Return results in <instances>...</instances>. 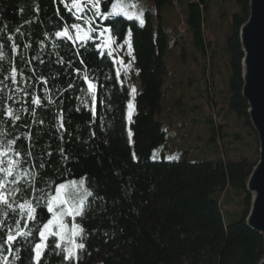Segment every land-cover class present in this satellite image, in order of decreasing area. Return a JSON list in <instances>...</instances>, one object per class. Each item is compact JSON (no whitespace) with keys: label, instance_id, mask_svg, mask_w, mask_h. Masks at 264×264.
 <instances>
[{"label":"trees","instance_id":"obj_1","mask_svg":"<svg viewBox=\"0 0 264 264\" xmlns=\"http://www.w3.org/2000/svg\"><path fill=\"white\" fill-rule=\"evenodd\" d=\"M146 1L158 9L178 5L195 49L206 54L203 28L211 0ZM221 1L222 7L231 11L227 13L223 47L229 95L224 109L240 120L243 129L250 130L248 106L241 96L243 53L239 39V30L249 17V0ZM145 19L143 27L123 16L96 20L97 25L117 31L118 44L123 43L128 29L134 33L131 57L141 90L130 123L131 147L126 137L128 89L121 68L117 78V66L107 56L101 58L94 44L85 51L54 37L63 23L76 22L59 0H0V44L5 53L0 60V107L27 109L20 112L15 127L8 120L9 138L22 137L17 146L32 152L29 164L39 172L40 187L83 177L94 191L82 221L87 238L79 264H258L264 258V239L245 224L251 204L246 183L255 163L247 159H151L152 152L166 140L157 115L168 75V36L160 25L152 24L148 14ZM116 48L122 52L126 49ZM10 62L23 69L24 79L18 72L17 84L11 83ZM85 66L102 85L95 114L90 103L85 106L80 102V89L86 85L75 69L83 72ZM41 76L47 79L46 85L38 80ZM70 84L74 86L70 88ZM46 87L52 103L43 99ZM33 93L42 98L41 106L32 104ZM33 108L35 116L31 114ZM60 112L65 122L62 129ZM216 113L219 115V110ZM210 123L213 125L212 120ZM28 132L31 141L25 138ZM218 133L217 128L213 135ZM41 162L44 168H39ZM230 188L242 192L243 212L241 220L226 224L220 199L212 195ZM48 259L50 264L60 261L56 255Z\"/></svg>","mask_w":264,"mask_h":264},{"label":"snow or ice","instance_id":"obj_2","mask_svg":"<svg viewBox=\"0 0 264 264\" xmlns=\"http://www.w3.org/2000/svg\"><path fill=\"white\" fill-rule=\"evenodd\" d=\"M68 11L74 23H63L59 30L54 32L57 40L70 42L73 47L88 50L91 44L95 45L101 58L107 56L113 66H117L116 76L119 78V67H126L124 61H119L113 55V46L132 54L133 30L128 29L122 36L123 43L116 40L117 31L114 28L101 27L96 20L107 21L119 16L133 18V14L124 4V0H59ZM110 5V10H108ZM102 7L104 10H102ZM37 11L39 9L37 8ZM59 16V9H57ZM139 25L143 27L145 20L137 17ZM99 41V42H97ZM3 45L0 44V60L5 57ZM16 46L13 45V51ZM78 57L81 56L77 52ZM58 63H63L58 60ZM40 63H44L43 60ZM80 63L84 65L81 58ZM2 71V68H0ZM33 71H35L33 69ZM23 80V69H17L10 62L11 83L17 84V75ZM78 76L82 77L86 88L80 89L82 97L80 102L88 106L90 103L93 114L98 107V97L101 84L98 77L94 76L84 67L75 69ZM9 77L5 76L4 79ZM38 80L47 84L43 76ZM3 81L0 80V84ZM7 86V85H5ZM74 85L70 84L69 87ZM31 87V85H28ZM2 90V89H0ZM24 91L23 89H17ZM135 89H133V92ZM50 89H44V100L52 103L49 98ZM28 92L24 91V96ZM12 99V97H8ZM89 98V99H85ZM32 104L41 106L42 98L32 94ZM129 119L134 105L130 100L127 104ZM27 109H13L11 106L0 107V264H50L48 257L56 255L60 258L59 264H79L80 252L85 250L86 228L82 221L86 218L90 209V198L94 197V191L88 186L86 178L68 179L47 187L37 184L39 172L34 164H29L32 152H24L18 147V141L22 137L9 138L7 132L8 120H12V127L21 119L20 112ZM79 111V109H77ZM31 114L35 116V108ZM59 128L65 126L63 113L58 115ZM42 124L43 121L41 120ZM25 138L31 141V133H25ZM51 155V153H48ZM43 162L39 168H44ZM43 210V211H42ZM47 213V216L44 213Z\"/></svg>","mask_w":264,"mask_h":264},{"label":"rangeland","instance_id":"obj_3","mask_svg":"<svg viewBox=\"0 0 264 264\" xmlns=\"http://www.w3.org/2000/svg\"><path fill=\"white\" fill-rule=\"evenodd\" d=\"M124 4L133 14L132 19L139 23L137 17L146 20L145 15L148 14L152 24L160 25L168 36L165 54L168 75L164 82L161 110L157 115V119L163 124L166 140L152 152L151 159L156 161L162 159L180 161L182 158L189 161L247 159L256 164L259 160L256 133L252 128L243 129L240 120L224 109L229 95L226 89L228 72L223 47L227 32V13L231 11L222 7L221 0H211L203 28L207 42V52L203 56L194 47V40L182 22L178 5H166L158 9L152 2L146 0H124ZM174 39H177L175 44ZM211 52L214 53L213 57ZM113 55L118 61L122 59L126 66L120 68L123 83L128 89L126 137L129 145L133 147L130 123L135 106L129 119L127 104L131 100L134 105L141 87L128 51L125 49L122 52L113 46ZM214 102L217 104L216 107ZM217 110L219 115L216 113ZM217 128L219 133L214 136L213 132H216ZM212 198L220 199L226 224L241 220L243 197L240 190L230 188L225 192H215Z\"/></svg>","mask_w":264,"mask_h":264},{"label":"water","instance_id":"obj_4","mask_svg":"<svg viewBox=\"0 0 264 264\" xmlns=\"http://www.w3.org/2000/svg\"><path fill=\"white\" fill-rule=\"evenodd\" d=\"M243 53L241 96L259 142V160L246 183L251 206L246 226L264 239V0H249V17L239 30ZM264 264V258L258 263Z\"/></svg>","mask_w":264,"mask_h":264},{"label":"bare ground","instance_id":"obj_5","mask_svg":"<svg viewBox=\"0 0 264 264\" xmlns=\"http://www.w3.org/2000/svg\"><path fill=\"white\" fill-rule=\"evenodd\" d=\"M250 206H251V204H250ZM250 209V208H249ZM249 212V211H248Z\"/></svg>","mask_w":264,"mask_h":264}]
</instances>
